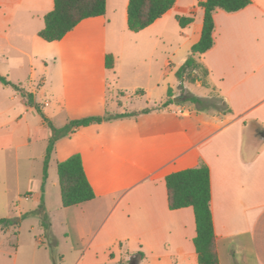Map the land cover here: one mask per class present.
<instances>
[{
    "label": "crops",
    "instance_id": "crops-1",
    "mask_svg": "<svg viewBox=\"0 0 264 264\" xmlns=\"http://www.w3.org/2000/svg\"><path fill=\"white\" fill-rule=\"evenodd\" d=\"M109 1L103 16L83 20L62 40L47 43L38 32L54 7L53 0H7L9 5L25 4L20 14L33 31L26 53L30 68L33 56L46 61L57 55L63 60L67 50L66 64L58 71L61 81L43 93L51 101L43 105L44 117L54 128L115 110V103L109 108L107 101L112 83L124 98L147 99L129 110L112 112V116L130 115L75 128L55 142L50 159L57 165L80 155L95 194L94 199L76 206L61 204L67 221L71 219L67 223L69 246L61 260L68 257L70 264H198L193 209L169 210L165 178L204 163L210 173L219 264H264V0H250L249 6L236 13L217 10L213 15V47L198 58L208 72V84L221 99V107L212 114L198 112L196 104L187 106V95L174 92V88L183 92L185 84H190L181 85L175 73L200 39L203 10L198 3L202 0L184 15L174 13L176 0L172 9L138 33L127 28L126 2L123 25L133 34L130 39L122 28V15L121 33L115 30V15H108ZM177 16L192 17L193 22L180 28ZM175 24L180 28L177 32ZM174 36L181 40L183 51L175 63L169 52ZM158 49L163 51L157 55ZM106 56L113 58L112 69L105 67ZM77 63L91 70L87 86H79L70 75ZM157 89L166 94L159 107L150 105ZM169 90L175 105L164 106ZM191 96L210 100V94ZM32 109L28 107L25 114ZM33 131L27 127V141ZM37 131L47 146L51 131L43 120ZM16 140L11 132L0 133V149L12 147ZM55 186L50 183L52 194L42 185L34 195L38 201L44 199L47 213L50 199L58 200ZM58 197L61 201L60 189ZM28 213L19 210L15 223L20 225ZM16 254L12 263L11 252L0 248V264H16Z\"/></svg>",
    "mask_w": 264,
    "mask_h": 264
},
{
    "label": "rangeland",
    "instance_id": "rangeland-1",
    "mask_svg": "<svg viewBox=\"0 0 264 264\" xmlns=\"http://www.w3.org/2000/svg\"><path fill=\"white\" fill-rule=\"evenodd\" d=\"M196 1L179 0L174 13L184 15L190 6L196 4ZM126 2L128 0H110L108 15H115V30L118 33H121L120 18L122 15V28L130 39L134 36L123 25V6ZM24 6L25 4L9 5L7 0H0V75L18 87L16 90L14 87L0 82V133L11 132L17 139L12 147L0 149V220L10 221L7 230L3 232L0 230V248L11 252L12 263L14 262V252L17 251L16 264H70L71 261L68 257L64 261L61 258L69 246L67 223L71 224V219L67 221L66 213L64 214L60 209L57 165L54 158L49 160L47 178L43 180L47 146L46 142L40 139V131H37L38 123L43 120L45 114L43 105L45 102L51 103L43 93L61 81V73L58 71L63 64H66L67 50L63 60H60L57 55L52 58L53 61L52 59L39 60L33 56L31 58L32 68L29 67V57L26 53L28 52V42H30L28 38L33 34V31L28 28L25 19L21 17L20 12ZM174 29L177 32L180 28L175 24ZM10 44L15 46L10 47ZM126 44L129 47L131 43L126 40ZM181 44V40L174 36L169 50L170 55H173L172 62L174 63L183 53ZM162 51L163 49H158L157 55ZM7 57L11 58L10 61H7ZM119 64L120 61L116 67ZM74 65L75 68H72L73 72H70V75L79 86H87L91 78V70H88L89 67H82V63ZM193 77L196 80L195 83L198 82L203 87L197 86L195 83L185 84L186 89L183 92H180V88H174V92L200 97H207L210 94V100H202L200 106L195 110L204 114L214 113L217 108L221 107V99L211 87L205 85L208 84V81L201 69L197 70ZM172 79H175L174 76ZM170 81L166 80L165 82ZM118 90V87H115L113 83L108 89V105L111 108L112 103H115V110H105L104 117L112 116V112L129 110L137 101L145 103L147 100L146 97L139 100L133 97L124 98L119 95ZM165 100L166 94L157 89L150 105L159 107ZM119 103L121 106L116 107ZM171 105H175V103L172 102ZM186 105L193 106L194 104L187 102ZM28 107L34 110L32 109L33 112L27 115L25 111L28 110ZM195 110H192L194 116L197 115ZM30 126L34 128V131L31 132L32 135L27 141L25 133L27 127ZM51 182L56 183L54 191L58 200L55 203L50 199L48 203L50 212L47 213L44 208V199L38 201L34 195L42 185H46L52 194ZM27 196L29 197L26 201ZM35 200L38 201V204H35ZM19 210H27L32 213V215L24 217L20 225L15 223L18 220ZM77 241L79 240L77 239Z\"/></svg>",
    "mask_w": 264,
    "mask_h": 264
},
{
    "label": "trees",
    "instance_id": "trees-1",
    "mask_svg": "<svg viewBox=\"0 0 264 264\" xmlns=\"http://www.w3.org/2000/svg\"><path fill=\"white\" fill-rule=\"evenodd\" d=\"M175 2L176 0H128V30L133 33L144 30L172 9ZM250 3V0H202L198 3V7L203 10L201 36L199 41L191 47L187 60L175 73L181 85L183 82L194 84L196 80L193 74L200 69L203 75L208 77L207 70L198 62V58L213 47L214 13L217 10L226 13H236L249 6ZM53 4V9L43 18L44 28L38 32V37L47 43L62 40L80 22L89 18L103 16L106 9V0H53ZM176 20L180 28H185L193 22L192 17L184 16H177ZM105 67L107 69L113 68V58L111 56H106ZM0 82L18 90L16 85L1 75ZM205 85L210 87L209 84ZM168 96L169 99L164 103V106L172 104L170 90L168 91ZM186 102L200 106L202 100L187 95ZM127 115L88 117L71 121L60 130L54 128L43 116L44 123L51 131V137L48 140L45 153L43 180L47 178L48 162L56 141L67 137L75 128L86 127ZM57 175L62 207L68 208L94 199L95 194L86 177L80 155H73L57 163ZM165 183L169 210L188 207L193 209L196 226V236L193 239V245L198 257V264H219L210 207L211 188L208 167L204 163H200L198 167L172 173L165 178ZM27 215H32V213ZM9 225V220H0L1 229H6Z\"/></svg>",
    "mask_w": 264,
    "mask_h": 264
}]
</instances>
